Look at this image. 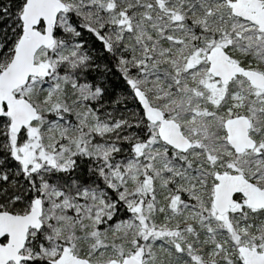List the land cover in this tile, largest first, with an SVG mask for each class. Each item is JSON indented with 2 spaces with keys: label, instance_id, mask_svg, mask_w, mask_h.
<instances>
[{
  "label": "snow or ice",
  "instance_id": "snow-or-ice-1",
  "mask_svg": "<svg viewBox=\"0 0 264 264\" xmlns=\"http://www.w3.org/2000/svg\"><path fill=\"white\" fill-rule=\"evenodd\" d=\"M0 264H264V0H0Z\"/></svg>",
  "mask_w": 264,
  "mask_h": 264
},
{
  "label": "trees",
  "instance_id": "trees-1",
  "mask_svg": "<svg viewBox=\"0 0 264 264\" xmlns=\"http://www.w3.org/2000/svg\"><path fill=\"white\" fill-rule=\"evenodd\" d=\"M9 24L11 23V21L8 22Z\"/></svg>",
  "mask_w": 264,
  "mask_h": 264
}]
</instances>
